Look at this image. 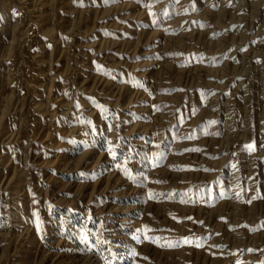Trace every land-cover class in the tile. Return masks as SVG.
I'll list each match as a JSON object with an SVG mask.
<instances>
[{"label":"rangeland","instance_id":"obj_1","mask_svg":"<svg viewBox=\"0 0 264 264\" xmlns=\"http://www.w3.org/2000/svg\"><path fill=\"white\" fill-rule=\"evenodd\" d=\"M0 264H264V0H0Z\"/></svg>","mask_w":264,"mask_h":264}]
</instances>
